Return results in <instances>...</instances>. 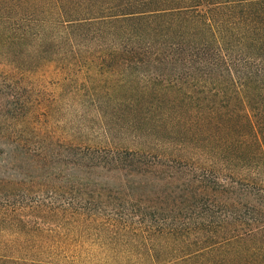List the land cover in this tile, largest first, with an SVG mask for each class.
Masks as SVG:
<instances>
[{"label": "trees", "instance_id": "1", "mask_svg": "<svg viewBox=\"0 0 264 264\" xmlns=\"http://www.w3.org/2000/svg\"><path fill=\"white\" fill-rule=\"evenodd\" d=\"M13 44L30 57L11 52L16 69L147 65L162 78L147 90L170 95L152 120L169 134L164 152L182 154L6 123L0 231L20 256L0 264H264V0H0V49ZM74 44L97 48L81 56ZM10 90L2 115L27 121Z\"/></svg>", "mask_w": 264, "mask_h": 264}, {"label": "rangeland", "instance_id": "2", "mask_svg": "<svg viewBox=\"0 0 264 264\" xmlns=\"http://www.w3.org/2000/svg\"><path fill=\"white\" fill-rule=\"evenodd\" d=\"M96 46L74 44V51L85 56L87 48L91 53ZM22 51L21 44L0 49V127L10 123L20 129L28 123L36 134H48L66 144L155 152L169 158L182 154L173 149L164 152L162 145L169 134L152 120L159 110L170 109V95L147 90L162 80L147 65L79 57L43 60L30 69H16L7 58H13L10 53L14 52L15 63L30 60ZM10 87L17 106L30 108L27 121L2 115L7 112ZM9 237L8 231H0V253L20 256L3 243Z\"/></svg>", "mask_w": 264, "mask_h": 264}]
</instances>
